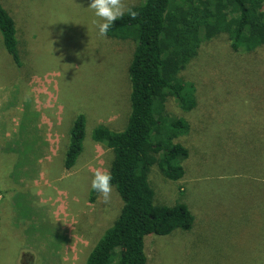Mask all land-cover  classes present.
I'll list each match as a JSON object with an SVG mask.
<instances>
[{
	"label": "rangeland",
	"instance_id": "rangeland-1",
	"mask_svg": "<svg viewBox=\"0 0 264 264\" xmlns=\"http://www.w3.org/2000/svg\"><path fill=\"white\" fill-rule=\"evenodd\" d=\"M0 2L17 25L24 65L0 33V264H86L123 207L115 188L108 203L92 197L95 170L110 172L112 161L92 135L99 125L125 128L134 43L100 36L91 0ZM204 48L184 73L200 101L183 116L185 177L167 180L159 167L149 176L155 203L187 206L194 226L151 236L147 264H264V48L238 53L225 34ZM29 100L44 107L45 123ZM167 110L181 115L173 101ZM81 114L84 150L68 175L67 127Z\"/></svg>",
	"mask_w": 264,
	"mask_h": 264
},
{
	"label": "trees",
	"instance_id": "trees-1",
	"mask_svg": "<svg viewBox=\"0 0 264 264\" xmlns=\"http://www.w3.org/2000/svg\"><path fill=\"white\" fill-rule=\"evenodd\" d=\"M130 7L137 17L132 19L125 12L106 38L134 43L130 113L123 130L99 125L92 135L95 143L112 152L111 183L123 207L86 264H147L145 248L151 236L193 229L189 208L156 204L149 182L153 167H159L170 181L185 177L189 153L179 141L190 125L183 116L199 109L200 101L197 87L184 73L199 60L205 45L222 34L238 53L264 48V0H141ZM0 33L14 63L23 68L18 28L1 2ZM170 101L181 115L168 112ZM73 122L63 156L68 171L77 166L84 150L86 115H78ZM97 194L92 190V197Z\"/></svg>",
	"mask_w": 264,
	"mask_h": 264
},
{
	"label": "clouds",
	"instance_id": "clouds-1",
	"mask_svg": "<svg viewBox=\"0 0 264 264\" xmlns=\"http://www.w3.org/2000/svg\"><path fill=\"white\" fill-rule=\"evenodd\" d=\"M89 9L94 11L93 23L98 29V34L107 38L109 30L114 22L123 17L125 12L130 18L135 19L138 15L132 7L124 3V0H91ZM112 176L107 169L97 168L91 179V189L100 194L104 203H108L113 191Z\"/></svg>",
	"mask_w": 264,
	"mask_h": 264
},
{
	"label": "crops",
	"instance_id": "crops-1",
	"mask_svg": "<svg viewBox=\"0 0 264 264\" xmlns=\"http://www.w3.org/2000/svg\"><path fill=\"white\" fill-rule=\"evenodd\" d=\"M37 93V92H36ZM35 93V94H36ZM38 94V93H37ZM39 95V94H38ZM40 96V95H39ZM29 99H33L32 98V96L30 95V97H29ZM30 101V103H31V105L34 107V109L39 113V115L41 114V119H42V123H45L47 120H45V118H46V116H45V112L43 111V108L44 107H39V105H40V102L39 103H34V102H32L31 100H29ZM60 102V101H59ZM41 108V109H40ZM62 116H65V115H63V114H61ZM40 127H41V131L43 132V133H47V136H48V134H49V131H47V130H51V128L49 127V129L48 128H44L43 126H42V124H40L39 125ZM68 126V125H67ZM66 126V127H67ZM70 126V125H69ZM68 126V127H69ZM68 127H67V140H66V143H65V146H64V151H63V156H64V153H65V150H66V146H67V144H68V135H69V132H68ZM49 140V139H48ZM51 141V140H50ZM62 142H63V140L61 139V141L58 143V146H61L60 148H62ZM94 144H96V145H100V144H97V143H95L94 142ZM62 150H63V148H62ZM60 156V155H59ZM52 157H54L55 158V156L54 155H52L50 158L51 159H49L48 158V155L46 156V158L48 159V160H50V163L51 162H53L54 160H53V158ZM59 160V159H58ZM62 161H63V158H62ZM62 165H63V162H62ZM65 168H64V165H63V170H64ZM66 170V169H65ZM73 171V170H72ZM46 172V171H45ZM71 171H68V170H66V172H64V173H66V174H68L69 175V173H70ZM44 175H46L45 173H44Z\"/></svg>",
	"mask_w": 264,
	"mask_h": 264
}]
</instances>
